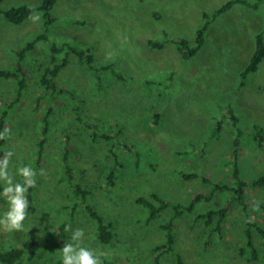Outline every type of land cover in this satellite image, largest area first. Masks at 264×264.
<instances>
[{
    "label": "rangeland",
    "instance_id": "obj_1",
    "mask_svg": "<svg viewBox=\"0 0 264 264\" xmlns=\"http://www.w3.org/2000/svg\"><path fill=\"white\" fill-rule=\"evenodd\" d=\"M227 1L57 0L52 10L55 20L47 26V41L35 44L25 64L30 86L7 119L13 181L21 180L17 167H32L34 162L33 144L41 114L34 104L39 93L36 79L40 66L49 61L52 44L90 48L97 66L112 64L113 70L124 76V80L115 79L108 70L110 73H101L98 84L85 67L76 63L75 55L69 54L70 62L56 82L59 88L76 90L88 120L97 119L99 129L107 133L119 127L121 140L134 148L131 152L122 146L114 148L120 165L114 170L113 186H109L112 160L106 157L105 145H95L87 131L73 120L67 97H60L55 103L57 114L52 119L42 166L35 176L34 209L21 229L7 231L0 226V251L32 240L35 256L27 264H61L63 244L69 241L71 231L79 228L83 229L82 246L103 253L102 257L112 264H176L171 255L155 263L151 252L162 241L158 225L167 221L170 213L147 224V211L135 199L156 194L175 204H187L196 194L209 193L211 185L188 179L191 173L214 183L230 184L238 130L237 164L242 178L264 176V145L258 147L253 139L254 127L264 132V58L256 72L244 80L241 77L258 34L264 42V0H243L212 19L205 44L194 57L184 60L178 52L177 41H192L206 20L203 15L211 16ZM40 3L0 0V9ZM43 22L39 11L20 25L0 15V68L12 67L15 50L43 30ZM150 41H162L165 46L157 50L151 48ZM68 51L64 49L57 58L62 59ZM13 89V80H0V108L12 100ZM229 110L237 117V126ZM154 114L161 116L156 125L152 123ZM65 129L70 134L71 162L78 181L91 192L88 202L113 223L115 235L109 245L96 241L94 223L84 205L62 181ZM0 184L3 186L2 181ZM245 196L249 202H264V187L248 188ZM0 199L2 213L7 203L3 197ZM230 199V192L217 190L211 202L199 204L194 211L217 209ZM247 214L264 227V211L249 208ZM193 217L186 215L175 227V248L187 264H247L238 256L245 239V216L240 207H234L223 223L224 238L212 236L206 250L200 239L204 227H191L189 220ZM66 220L62 237L59 226ZM253 236L258 244L261 239L256 231ZM259 259L254 264H262V257Z\"/></svg>",
    "mask_w": 264,
    "mask_h": 264
},
{
    "label": "trees",
    "instance_id": "obj_2",
    "mask_svg": "<svg viewBox=\"0 0 264 264\" xmlns=\"http://www.w3.org/2000/svg\"><path fill=\"white\" fill-rule=\"evenodd\" d=\"M57 0H41L38 6H31L28 4H22L19 6H13L8 9H0V15L8 22L14 25H20L26 19H28L33 13L39 11L42 13L44 19V29L37 33L34 38L25 44L24 47L19 50H15V62L11 68H0V80L14 82V89L11 101L5 102L3 107L0 108V133H4L3 137H0V158H2L7 151L8 136L5 132L7 129V119L10 113L17 108V105L23 100L24 94L30 86L28 71L25 67L26 61L30 55L33 54L35 44L37 42L47 41V26L53 23L55 20L52 15V10ZM243 0H229L223 6L217 8L211 16L208 14L203 15L205 22L196 30L192 41L186 39H180L177 41L178 52L184 60H188L194 57L205 44V34L208 30L212 19L222 12L228 10L232 5L236 3H243ZM211 17V18H210ZM255 49L250 58L249 63L246 65L244 71L241 74L242 79H246L247 75L257 71L259 64L264 58V42L262 35L258 34L255 41ZM151 48L162 50L165 44L161 42L150 41ZM68 49L65 57L58 59L57 55ZM49 61L45 65H41L39 73L36 79V86L39 89L38 95L34 97L35 107L41 109L39 120V134L34 141V162L32 168L35 169L36 174L39 172L43 158L45 156L46 144L52 129V119L57 114L55 103L60 97H67L70 105V112L73 120L77 122L84 131H87L91 140L97 146L104 144L106 147V157L112 160V166L110 167L108 175V185L113 186V173L116 166L120 165L119 156L115 152L114 148L122 146L126 152H131L134 148L133 145L121 140L123 134L122 129L119 127L116 131L107 133L99 129L98 120L90 121L83 115V100L77 94L75 89H62L57 86L56 79L59 73L69 64V54L75 55L76 63L85 67L91 75H93L100 84V78L102 72H109L113 78L124 80V76L117 71H114L112 64H105L97 66L95 56L90 48L78 49L68 46V44H62L57 46L52 44L50 47ZM109 70V71H108ZM243 84V83H242ZM230 118L234 126H237L238 119L235 117L231 110ZM153 124L156 125L161 119L159 114L153 115ZM218 127V124H217ZM64 140L61 148V163L64 170L62 181L65 182L74 197L80 198L81 204L84 205L85 211L88 217L94 223V235L96 241L101 245H109L114 238L113 223L101 214L98 209L88 202V196L90 195V189L83 186L75 173V168L71 162L72 151L70 150V134L67 130H64ZM254 137L258 147L264 145V132L260 127H254ZM241 132L238 130V136L234 140V146L232 150V172L230 184H218L210 181L208 178L199 176L196 173H191L186 176L188 179H199L202 184L211 185V190L207 194H196L194 198L187 204H175L171 201L164 200L156 194L148 195V197H138L135 199V203L147 211L145 222L147 224L153 223L159 220L167 214V221L158 225V230L162 232V241L155 244L151 248V252L155 256L154 262L157 263L162 256L171 255L174 258L176 264H187L181 254L176 251V225L177 222L186 215L194 214L191 227L198 224L203 225L204 236L200 237L204 250L209 249L212 236H217L219 239L224 238L223 223L225 222L228 214L234 207H240L244 213V230L245 235L244 243L239 246L238 256L246 260L247 264H254L260 261L262 257V264H264V227L257 221L252 220L249 217V208H255L264 211V202L253 203L249 202L245 196V190L248 188L264 187V176H260L257 179L245 180L242 178L238 164H237V148L240 144ZM0 187L2 185L0 184ZM35 185L29 187L25 195L28 198L29 206L27 208L28 216L35 206L34 197ZM226 190L231 193V199L226 202L223 207L217 209H208L202 213H196L195 207L203 202H211L214 198L215 191ZM1 200V199H0ZM75 205L78 206L76 203ZM69 207H66L67 215L69 214ZM71 215V212H70ZM62 222L59 226L61 236H65L66 223ZM253 231H256L260 242H255ZM34 242L32 240H24L20 246H10L3 251H0V264H27V261H31L35 256ZM101 264H112L104 257H100Z\"/></svg>",
    "mask_w": 264,
    "mask_h": 264
},
{
    "label": "clouds",
    "instance_id": "obj_3",
    "mask_svg": "<svg viewBox=\"0 0 264 264\" xmlns=\"http://www.w3.org/2000/svg\"><path fill=\"white\" fill-rule=\"evenodd\" d=\"M38 19L39 17H34ZM7 132V129H5ZM4 133H0L3 137ZM13 156L11 150L5 152L0 158V181L3 186L0 187V197H3L7 203L6 210L0 213V226H4L5 230H18L23 227L22 222L27 215L29 201L25 193L29 187L35 185L36 171L30 165H23L16 168V173L21 180L13 181V177L9 172L10 158ZM43 170H41L42 172ZM83 229H75L71 231L68 242L63 244L61 249V264H101L100 257L103 253H97L94 249L82 246L81 237Z\"/></svg>",
    "mask_w": 264,
    "mask_h": 264
}]
</instances>
